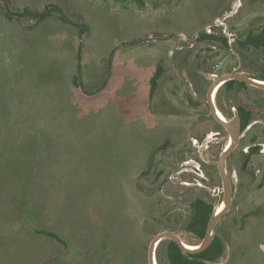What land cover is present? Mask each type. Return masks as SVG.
Here are the masks:
<instances>
[{
    "label": "rangeland",
    "instance_id": "obj_1",
    "mask_svg": "<svg viewBox=\"0 0 264 264\" xmlns=\"http://www.w3.org/2000/svg\"><path fill=\"white\" fill-rule=\"evenodd\" d=\"M4 1L0 264H148L152 236L164 229L184 232L191 211L186 202L197 195L193 189L172 203L158 193L159 181L174 175L181 161L207 156L186 129H178L187 125L178 112L189 105L187 87L168 58L171 49L204 21L231 11L241 27L251 21L258 28L264 0H7L8 12L17 15L12 18ZM50 5L61 13L36 20ZM79 24L85 26L81 35ZM150 35L180 38L153 41L146 39ZM211 54L221 56L214 49ZM258 56L259 75L264 52ZM78 66L84 93L74 84ZM262 91L249 86L229 96L221 90L218 101L230 116L236 104L256 108V115ZM169 99L177 116L166 112L173 110ZM250 167L253 173L239 182L232 173L239 186L224 214L232 228L214 229L224 242L221 264H264V153ZM200 193L215 208L222 200ZM167 240L157 246L158 264H168ZM183 241L195 245L201 239L187 232Z\"/></svg>",
    "mask_w": 264,
    "mask_h": 264
},
{
    "label": "flooded vegetation",
    "instance_id": "obj_2",
    "mask_svg": "<svg viewBox=\"0 0 264 264\" xmlns=\"http://www.w3.org/2000/svg\"><path fill=\"white\" fill-rule=\"evenodd\" d=\"M230 10V8L224 9V12ZM235 14V11L232 13H225L218 19L214 18L210 21H204L194 35L187 38L182 37L183 40L178 42L179 44L177 46L173 47L172 61L170 64L177 76L179 84L181 83L182 86L187 87L185 102L189 105V107L178 112V115L183 117V122H187V125H180L178 129H186V135L192 139V145L197 142L205 150L207 156L205 158H200L199 161L195 162H193L192 159L181 161V168L176 169L174 175L173 173H170L159 181L158 193L169 197L172 203H181L183 198H187V193L191 192L193 189H195L197 195L186 202L188 206H190L196 198L201 197L212 203L214 208V203L211 199L201 195L200 192L202 190L210 191V195L213 198L222 197L223 199L222 181L215 161L218 158L220 150L229 142V134L225 127L213 118L209 111L208 103L205 100L212 81L221 74L233 70L244 72L247 75L258 79H262L263 77L264 80V72L258 75V73L254 71L257 67H255L256 61L253 59L254 57H259L258 55L264 52V48L255 46L251 40L250 42H247L248 37L250 38L251 35L259 32L264 27V24L255 28L253 22L249 21L245 26L241 27L240 20L235 21L231 18L234 17ZM12 16L17 15L12 14ZM175 37L180 38V36ZM174 38L171 37L168 39L170 40ZM213 49L217 50V54L221 53V56L217 60L214 59L211 54ZM260 57H262V55ZM202 62L206 63L207 66L201 67ZM208 64H210V67H208ZM231 80L234 81L232 84H229L228 81L230 80L219 84L212 94L213 102L215 103L220 116L225 118L231 116L228 115L225 110L224 102L220 103L218 101L220 91L223 90L227 95L233 96L237 95L245 87H254L244 82V85H242L240 83L242 81ZM187 90L190 92V99L187 98ZM179 91L180 90H178V92ZM171 101L172 99H169L168 102H170L169 104L173 107V110H166V112L176 115L177 113L175 109H177V107ZM257 101L264 105V89L257 98ZM177 105H180V101ZM202 105L205 106V113L199 108ZM238 105L240 104H236L234 108L237 109ZM263 105L262 111L256 115L255 112L258 111L256 108L242 105L250 111V117L246 125L242 126L243 118L242 115L239 114L241 124L240 137L237 146L226 158L225 166L230 176L231 189L234 191L233 201L227 212L233 207L236 189L239 186V183L235 184L233 182L232 177L234 175L232 176V173L235 174L237 181L242 174L249 177V175L253 173L250 167V164H252V158L264 153ZM188 116L191 118L189 119L190 121L185 119V117ZM254 124H260L257 131L256 129H253ZM245 143L246 145H244ZM236 149L241 150L231 159L230 157ZM213 169L216 171L218 179L220 180V183L217 185L214 184L216 181V175L214 174ZM181 176L183 178H181ZM181 186H183V188ZM221 203L222 200L218 204L217 210L221 209ZM224 214L222 215L223 218L221 219V222L216 226L226 224L224 222L227 216ZM228 216L232 217L234 214L232 215L230 213ZM232 218L234 219V217ZM231 228L232 226L230 224L225 225V229L228 230ZM186 245L191 248L195 247L187 243Z\"/></svg>",
    "mask_w": 264,
    "mask_h": 264
},
{
    "label": "water",
    "instance_id": "obj_3",
    "mask_svg": "<svg viewBox=\"0 0 264 264\" xmlns=\"http://www.w3.org/2000/svg\"><path fill=\"white\" fill-rule=\"evenodd\" d=\"M6 2H7V0L4 1L3 7L9 15H12L10 12H8ZM51 7H56V6L50 5L43 12H46ZM230 13H232V11ZM146 39L159 40L161 38L148 37ZM76 77H77L78 87L84 93L85 90H83V88H82L83 86H82V82H81L80 67L79 66L77 67ZM231 79L242 81L248 85H252L254 87L264 89V80L263 79L251 77V76L247 75L246 73L241 72V71H237V70H233V71L221 74L219 77L214 79L209 86V89L207 92V97L205 99L208 103L209 111H210L211 115L213 116V118L218 123H220L222 126H224L225 129L227 130L228 134H229V142L227 143L226 146H224V148H222L220 150L218 158L215 161L216 165L218 167V171H219V174L221 177L222 187H223V199H222V203H221L222 209H220V211H217V207L216 208L214 207L213 213L210 216V218L208 219L207 226L205 229V234L198 244L193 245V246H195L194 248L186 247V243L183 241V238H184L185 234L187 233L186 230L184 232H176V231H173L170 229H164L162 231L155 233L152 236V238L150 239L149 244H148V248H147V263L148 264H158L157 259H156V249H157L158 244L164 239L173 240L179 246V248L181 249V251L183 253H198V252L206 249L213 240V237L215 235L214 229H215L216 225L221 222V219L223 218L222 215L228 211V209L230 208V206L232 204L234 191H232V189H231L230 176L226 170L225 163H226V158H227L228 154L235 149V147L237 146L239 137H240V127H241L240 116H239L238 110L236 108H233V115L231 117H229V118L221 117L219 112H218V109L215 106V103L213 102V98H212V94H213L215 88L219 84L226 82L228 80H231ZM99 90H101V88L97 89V90H95L89 94H95ZM206 262L211 263V264H221L222 263V262H217V261H213V262L206 261Z\"/></svg>",
    "mask_w": 264,
    "mask_h": 264
},
{
    "label": "trees",
    "instance_id": "obj_4",
    "mask_svg": "<svg viewBox=\"0 0 264 264\" xmlns=\"http://www.w3.org/2000/svg\"><path fill=\"white\" fill-rule=\"evenodd\" d=\"M136 1L141 3V0H136ZM57 11L61 13V10L57 6L53 7L52 9L47 10L46 13L45 12L40 13L36 17V20H43L51 12H57ZM5 14L7 15L8 18H12L7 12H5ZM60 18L61 20L67 22V19L63 15H61ZM84 29L85 26L79 24L78 30L80 35L84 32ZM250 40L255 46L264 48V27L259 32L251 35L250 38L248 37L247 42H250ZM228 82L229 84H232L234 81L230 80ZM240 83L244 85L243 82ZM74 84L78 86L76 76L74 78ZM55 92H58L57 88L55 89ZM237 109L239 111V114L242 115L243 118L242 126H244L246 125L250 117V111L242 105H238ZM154 150H156V148L153 149L152 153H150V156L153 154ZM190 209H191V213L184 228L187 232L195 235L199 239H202V237L205 234V229L207 226L208 219L210 218L214 210L213 204L206 201L204 198L198 197L191 203ZM46 233L47 234L50 233V236L58 238L57 236H55L56 234L53 232H49L45 230V234ZM223 252H224V242L219 235H214L210 245L206 249L198 253H183L179 248V246L173 240H167V244H166V258L168 264H211V263H207L206 261H211V262L217 261L222 256Z\"/></svg>",
    "mask_w": 264,
    "mask_h": 264
},
{
    "label": "crops",
    "instance_id": "obj_5",
    "mask_svg": "<svg viewBox=\"0 0 264 264\" xmlns=\"http://www.w3.org/2000/svg\"><path fill=\"white\" fill-rule=\"evenodd\" d=\"M150 37H152V36L150 35ZM165 39H167V38H165ZM165 39H163V40H165ZM160 40H162V39H160ZM167 40H169V39H167ZM138 41H139V40H138ZM153 41H154V40H153ZM156 41H158V40H156ZM173 49H174V48H172L171 51H173ZM171 51H170V52H171ZM168 58L170 59V62H171V61H172L171 53H170V55L168 56ZM104 85L106 86V81H105V84H104ZM104 85H102L100 88L103 89ZM100 88H98V89H100ZM96 90H97V89H96ZM99 91H100V90H99ZM99 91H98V92H99ZM92 92H93V91H92ZM171 230H172V229H171ZM173 231H174V230H173ZM165 254H166V252H165ZM146 260H147V259H146ZM144 264H145V263H144Z\"/></svg>",
    "mask_w": 264,
    "mask_h": 264
},
{
    "label": "bare ground",
    "instance_id": "obj_6",
    "mask_svg": "<svg viewBox=\"0 0 264 264\" xmlns=\"http://www.w3.org/2000/svg\"><path fill=\"white\" fill-rule=\"evenodd\" d=\"M221 209H222V207H221ZM217 211H220V210H217ZM189 245H191V244H189ZM191 246H193V245H191ZM186 247H187V245H186ZM188 248H191V247H188Z\"/></svg>",
    "mask_w": 264,
    "mask_h": 264
}]
</instances>
